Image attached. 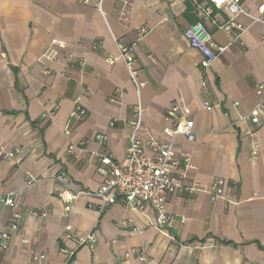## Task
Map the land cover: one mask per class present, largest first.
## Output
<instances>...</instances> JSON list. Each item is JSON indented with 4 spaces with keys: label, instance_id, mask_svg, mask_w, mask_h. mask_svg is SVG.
<instances>
[{
    "label": "crops",
    "instance_id": "1",
    "mask_svg": "<svg viewBox=\"0 0 264 264\" xmlns=\"http://www.w3.org/2000/svg\"><path fill=\"white\" fill-rule=\"evenodd\" d=\"M260 1L243 0L242 9L256 16ZM88 2L0 0V148L23 151L18 160L0 157V196L13 193L26 210L0 264H35L33 256L41 254L42 264H264V118L258 127L245 120L259 100L255 87L264 84L263 24L237 16L246 30L233 42L212 25L227 20L224 9L207 19L197 11L204 0ZM198 22L214 48H224L208 69L183 36ZM119 46L131 47L139 89L122 60L108 61L119 57ZM47 49L52 62L39 60ZM77 102L83 116L75 115ZM136 105L141 138L158 143L170 141L163 133L172 126L168 110L187 108L194 139L172 140L191 166L182 185L221 183L214 200L204 192L169 195L173 222L165 233L148 206L137 212L120 200L102 204L85 196L65 212L59 196L62 189L97 192L103 177L95 154L124 158ZM60 173L63 183L56 180ZM29 179L35 182L28 185ZM10 220L0 207V230ZM67 229L80 237L92 233L96 243L77 248L64 239Z\"/></svg>",
    "mask_w": 264,
    "mask_h": 264
},
{
    "label": "built area",
    "instance_id": "2",
    "mask_svg": "<svg viewBox=\"0 0 264 264\" xmlns=\"http://www.w3.org/2000/svg\"><path fill=\"white\" fill-rule=\"evenodd\" d=\"M243 0H204V4H196L197 11L205 18H209L213 14V10L224 9L228 15L225 22L219 23L213 20L212 25L218 30L230 35L233 42H238L240 36L246 29L238 24L235 20L237 16L245 14L253 21L261 23L264 26V0H261L256 8V16H250L244 12L241 3ZM88 4V0H84ZM95 8L100 10V2L96 3ZM264 29V28H263ZM184 39L189 46L197 51L202 59L200 67L208 69L224 51V48H214L210 33L201 23H195L184 31ZM119 57L109 59V63L113 64L117 60H122L128 70L129 77L134 86L139 89L143 83L139 82L136 72L133 69L134 59L131 47L119 46ZM55 55L47 49L39 58L40 61L52 62ZM84 62L80 60L78 66L83 68ZM45 73L48 72L45 68ZM255 93L259 100L253 111L245 118L253 127H258L260 120L264 118V84L255 87ZM78 104V102H77ZM238 104H235L237 106ZM207 112L212 110L209 104L204 105ZM132 119L128 122V141L127 149L123 159L118 160L109 152H98L95 157L98 161L97 171L103 177V183L97 192H88L85 190L62 189L59 193L60 198L65 202V212H70L73 203L81 197H96L102 204H113L120 200L127 210L141 212L145 207H150L156 217V224L161 233H165L172 225L173 217L167 212L166 198L175 193H183L193 195L195 193H207L212 200L218 198L222 194L221 183L216 181L209 188L204 189L198 184H194L189 188L182 185L183 174L191 168L189 158L178 153L172 140L176 137H182L188 141L194 139L193 121L190 118V111L187 108L179 106L171 107L167 116L172 119V126L165 128L163 133L169 138V142L158 143L153 138L143 140L140 136L142 129V109L136 105L131 110ZM84 109L78 104L76 117L83 116ZM53 111L45 114L46 119H50ZM250 142L251 156L255 160L258 155V145L254 141L255 133L251 132ZM73 146L69 147L71 151ZM148 153V154H147ZM23 151L16 148L12 151H5L0 148V157L7 159L20 158ZM56 180L59 183L64 182L63 174H58ZM35 182L29 179L27 184ZM13 193H6L0 196V207H4L10 212V223L3 230H0V254L8 247L11 234L18 232L26 210L15 201ZM34 217L39 215L45 217V213L39 214L32 212ZM64 239L72 241L77 248L88 247L92 249L96 243L94 234L86 236H77L71 233L70 229L64 232ZM137 255L136 252L132 253ZM73 253L69 254V257ZM129 254H126L128 257ZM142 258V256H140ZM45 261V255L33 256L32 262L42 264Z\"/></svg>",
    "mask_w": 264,
    "mask_h": 264
}]
</instances>
